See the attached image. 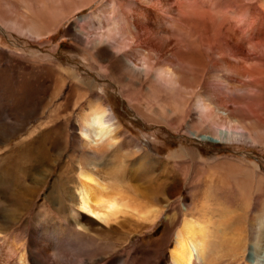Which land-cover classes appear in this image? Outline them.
<instances>
[{
    "label": "rangeland",
    "instance_id": "obj_1",
    "mask_svg": "<svg viewBox=\"0 0 264 264\" xmlns=\"http://www.w3.org/2000/svg\"><path fill=\"white\" fill-rule=\"evenodd\" d=\"M105 4L110 5L108 12H115L119 17L117 32L125 37L127 45L135 47L137 40V45L149 48V56L169 63L178 73V84L188 92L182 95L185 100L181 98L179 112L173 111L172 115L163 118L158 111L160 105L152 101L154 95L131 86V74L118 58L123 52L118 53L108 40L102 41L95 50H89L87 38L92 34L97 37L98 32L92 33L89 25L79 24L78 20L100 10ZM25 10L42 14L48 25L56 23L54 29L37 38L29 32L21 34L11 28L16 14L21 16ZM0 15L5 18V23L0 20L1 125L19 119L21 127L28 128L80 127L78 116L86 99L80 104L77 95L73 99L67 98L72 79L67 80L62 90H57L60 84L58 66L75 68L81 77L91 79L96 85L90 96H100L128 135L148 156H152V164L148 166H139L148 162L141 154L133 155L132 159L124 158L123 173L133 178L125 179V182L130 180L141 190L151 184L162 191L164 177L171 176L169 181H172L178 174L188 196L185 203L188 208L193 203L191 191L196 195L195 203L203 200V192L210 191L222 196L223 199L215 202L227 220L229 215L225 212L230 207L229 201L235 199L232 190L227 186L222 188L221 181L220 185L217 180L208 183L211 171L199 159L183 157L172 160L174 152L183 146L203 160L244 159L254 164L264 176V144L228 140L216 143L201 140L191 133L192 129H202L197 122L196 93L222 105L220 107L225 106V112L230 116L264 126V0H0ZM210 46L213 50L209 49ZM95 52H103V59H94L92 54ZM24 61L50 65L56 70L55 76L39 77L35 81L22 72L20 64ZM127 62L137 69L144 68L136 56ZM30 79L32 83H28ZM153 91L156 89L152 88V94ZM136 103L144 114L156 110L158 118L150 121ZM31 133L27 130L0 144V157L12 146L17 147L30 136L39 135L40 131ZM77 134H80L79 130ZM78 143L73 136L68 144L62 141L56 144L65 150L64 161L72 157L71 163L78 162L77 157L82 154ZM117 152H121L120 158L124 156L121 147ZM118 160L108 154L102 165L107 167V163ZM138 172L143 173V179H135ZM257 183L255 178L250 190L248 219L242 221L246 232L253 222L254 212L264 205V180L258 192ZM8 196L0 197V237L5 239L0 242V264H22L21 255L27 264H163L169 254L171 231L165 225L166 212L143 233L129 234L128 223L118 224V228L113 229L105 224L108 228L106 235L90 238L79 236L72 226L67 234H61L68 218L57 199H48L47 191L41 190L29 207L19 211L20 200ZM12 210L16 215L13 219H6L5 214ZM9 244L16 250H9Z\"/></svg>",
    "mask_w": 264,
    "mask_h": 264
},
{
    "label": "bare ground",
    "instance_id": "obj_2",
    "mask_svg": "<svg viewBox=\"0 0 264 264\" xmlns=\"http://www.w3.org/2000/svg\"><path fill=\"white\" fill-rule=\"evenodd\" d=\"M196 3L200 7V2ZM109 6L105 4L100 10L85 14L78 20L79 24L89 25L92 33L93 31L98 32L97 37L93 34L92 36L87 35L89 50H95L102 41L108 40L118 53L123 52L118 58L131 74L129 77L131 86L136 89L140 88L141 91L145 90L147 95H154L152 101L160 105L158 111L161 112L163 118L166 115L170 116L173 111L179 112L181 106L178 107V104L181 98L185 100L182 95L188 92L185 87L178 84V73L169 63H164L154 57L155 60L151 57L152 55L149 56V50H147L149 48L145 49L137 45V40L134 42L135 47L132 44L127 45L125 37L119 36L117 32L120 29L119 17L115 12L113 14L112 11L108 12ZM0 20L5 23V18L1 15ZM13 21L16 23L13 22L11 28L21 34L29 32L37 38L47 35L56 25V23L48 25L42 14H31L28 10H25L21 16L17 13ZM68 35L72 34L68 33ZM78 37L79 35L76 36ZM209 49L213 50V46ZM135 56L136 59L142 61L144 68H138V70L127 62ZM92 57L103 59L104 54L95 52ZM1 59L0 54V62ZM20 66L22 72L30 75L33 80L39 77L49 78L55 76L56 73L50 65L48 67L36 61H24ZM58 70L60 84L57 90H62L67 80L72 79L67 98L73 99L77 95V103L86 99V105L78 116L80 127L28 128L21 127L19 119H16V122H3L2 125L0 123V144L7 143L10 138L27 130L32 133L40 131L39 135L30 136L29 140L26 139L17 147L12 146L5 155L0 157V197L8 195V197H17L20 200L17 210L19 211L29 207L31 201L41 190L47 191L48 199H57L63 214L68 218L61 234H67V230L73 227L79 236L85 235L90 238L106 235L108 228L105 224L113 229L118 228V224L128 223L129 234L137 231L143 233L147 228L152 227L157 217L166 212L165 225L171 231V241L169 242V254L163 264H264V205L262 209L254 212L253 222L250 223L247 232L242 225L243 219H248L247 211L251 204L250 190L253 188V180L255 181L256 178L258 182L257 192L262 188L261 183L264 180L263 174L258 172L254 164L244 159L203 160L183 146L171 156V159H176V161L183 157L199 159V162L208 166L211 171L208 173V183L217 180L219 184L221 181L222 188L227 186L232 190L235 199L232 202L229 201L228 206L230 207H227L228 211L225 212L229 215L227 220L223 215L224 212L216 206L215 202L222 196L210 191L203 192V200L196 201L197 203L194 201L196 195L191 191L190 196L193 197V203L188 208L185 204L188 196L183 191L182 180L178 174H173L175 177L172 181H169L171 176L164 177L161 183L162 191L151 184L145 186V190H141L131 183L130 180L133 179L130 178L131 175L128 177L124 175L122 163L125 161L124 158L141 154L148 162L145 161L147 164L140 163L139 166H148L152 164V156H148L137 141L128 135V131L116 121L111 109L100 96H90V91L96 88L91 79L81 77L75 68L58 66ZM32 79L28 83H32ZM123 85L126 88L124 82ZM152 88L156 89L153 94L151 93ZM195 98V106L199 112L198 127L202 129H192V134L201 140L216 143L228 140L261 146L264 144V126L252 120L249 122L240 117L230 116L225 112V106L220 107L222 105L213 102L201 93H196ZM135 105L144 114L141 106L137 103ZM168 106H172L174 110ZM157 113L155 110L145 113L144 116L152 121L158 118ZM190 127L193 128L195 125H190ZM73 136L78 140L77 146L82 154L77 157L78 162L71 163L70 159L74 158L71 157L64 161L65 150L56 144L59 141L68 144ZM120 147L124 152L122 158H120L121 152H117ZM108 154H112L118 161L109 162L106 164L107 167H103L102 161ZM135 176H137L135 179L144 178L143 173L139 172ZM129 178V182H125V179ZM68 209L70 214L67 212ZM15 215L16 211L12 210L7 211L5 217L13 219ZM2 240L5 239L0 237V242ZM1 246L0 244V248ZM8 246L12 252L16 250L14 245L9 244ZM20 262H26L22 255Z\"/></svg>",
    "mask_w": 264,
    "mask_h": 264
}]
</instances>
